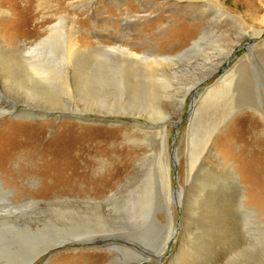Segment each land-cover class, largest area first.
I'll return each mask as SVG.
<instances>
[{"label": "rangeland", "instance_id": "374dc122", "mask_svg": "<svg viewBox=\"0 0 264 264\" xmlns=\"http://www.w3.org/2000/svg\"><path fill=\"white\" fill-rule=\"evenodd\" d=\"M51 28L62 34L50 47L62 48L64 36L84 48L120 41L175 62L145 72L144 61L129 66L121 55L120 85L106 79L108 65L102 72L77 58L60 71L54 60L55 81L32 95V83L16 80L18 68L0 54V264L93 223L114 237L66 244L35 264L152 256L166 237L167 210L169 244L140 264H264V0H0L8 50L29 48ZM225 71L232 82L216 109L206 94ZM89 86L114 92L101 104ZM208 115L219 118L200 141Z\"/></svg>", "mask_w": 264, "mask_h": 264}, {"label": "bare ground", "instance_id": "6f19581e", "mask_svg": "<svg viewBox=\"0 0 264 264\" xmlns=\"http://www.w3.org/2000/svg\"><path fill=\"white\" fill-rule=\"evenodd\" d=\"M58 29H52L51 28L50 33L48 34V36L45 39L39 41L38 43H36L32 46H30L29 48H27L25 46L23 49H17L15 51L8 50L5 47V45L2 43V41L0 40V54L3 55V56L2 55H0V56H2L4 61H6V59H4L5 58L4 56L5 55L9 56V59L14 63L13 65L18 68L17 70H19L20 75H16L17 76V77H15L16 80H22L23 82L32 83V85H31V89L33 90L31 93L32 95L33 94L34 95L39 94L38 89L36 88V86L38 84L53 83L55 81L56 74L48 73V71H50V68L52 66L51 63L54 64V60L56 62L55 64L57 65V66L54 65V67L58 68L60 71L62 69V67L60 65L62 62H65V63L71 62L73 65H76L77 61L75 62L73 60L74 59L79 60L77 58H81L80 61L82 60L84 62V63L82 62V64H80V65L86 64V65L92 66V68L101 69L103 65H105V66L108 65V67H109L108 70H111V71H109V72L105 71L104 72L105 69L102 68V70H103L102 72L105 73V74L104 73L103 74L107 76L106 77L107 80L118 81L120 83V85L125 80V78L123 77V74L125 72L124 71L122 72L120 70L125 69V67H123L122 65H125L126 63L124 64V62H121L119 60L120 59L119 57L124 56L123 58L128 60V62H129L128 64H130L129 66L138 64V62H140V61H144V63L146 65L141 70L145 71V72H148L149 70L156 72L154 69H152V67H149L150 65H152V66L156 65V67H158V66H162L165 63L168 64V63H171L172 61L175 62L174 58H171L168 56L159 57V55H152V58H150L148 54H139V55L134 54L132 49L123 48L121 45H119L121 43L120 41H116L111 46L106 45L102 42H94L91 47L87 46L86 48H84L81 45H79L78 42H75V40H73V39L68 40L64 36V40H63V42H61L62 48L61 47H59L60 49L56 48L57 46L55 44L52 47H50V45L48 46L47 44H49V43L52 44L58 34H59V36L62 34V32L60 33L59 32L60 30H58ZM197 43L198 42H194V45H196ZM54 49L56 51L59 50L58 53H60V51H62V52L59 55H57L58 53H56ZM44 52H45V55L42 56L41 53H44ZM7 62L11 66V62L9 60H7ZM77 63L79 64V62H77ZM76 66H78V65H76ZM80 67H78L77 70H80ZM120 67H123V69ZM226 71L218 79V83L220 85L207 90L206 99H209V97H211L209 100L213 99V101L216 102V109L220 108L222 106L223 101L224 102L226 101L224 99L227 98V96L229 94V85L232 82L233 75L228 74V72H226ZM51 72H53V71H51ZM57 74H58V72H57ZM77 76H78V74L75 77H77ZM86 77H89V74ZM143 77L145 79H148V77H151V79L154 80V75L149 76L147 73H145ZM164 78H166V76H164ZM87 79H89V78H87ZM149 90H151L150 93H152V94L155 91V89H149ZM86 91H87V95L89 94L88 97H90L92 93H95L96 97L94 98V100L100 98V103L103 99H105L104 96L106 94L111 95L112 94L111 92H114V90H111V92L107 93L105 89H97L96 87H95V89H93V86H89ZM75 110L77 111L78 109H75ZM26 111L28 112V109ZM48 112L49 113H51V112L56 113L54 110H51ZM59 113L64 114L61 111ZM77 113H79V112H75L73 114L77 115ZM102 114L106 115L103 112H102ZM81 115H79V117ZM221 116L226 117L227 112L221 113ZM76 117H78V116H76ZM167 118H168L167 115H165L163 118H160V121H161V123L163 122V125H164V122H166L168 120ZM218 118L219 117H217V116L214 118L213 115H208L206 124H201L203 126L202 127L203 128L202 129V132H203L202 135L204 137L200 138V141L203 140L209 132H211L210 130L212 128L210 129V127L212 126V121H214V119L218 120ZM74 131H76V129ZM69 132H71V131L69 130ZM115 134H116V132H115ZM255 139L253 140L254 141L253 143H258L255 145L262 146V145H260L261 142L257 141V139L255 140ZM97 151L103 153V151H101V149L96 150V152ZM194 155H195V153L192 156H194ZM190 159H192V158H190ZM24 161H26V160H24ZM52 161H53V158L50 160V162H52ZM25 165H27V164H25ZM167 176H168V174H167ZM23 177H25V176H23ZM109 178H111V177H109ZM165 180L166 181L164 183V186H166L165 187L166 191L169 192L171 182H169L168 177H167V179L165 178ZM229 186L234 191H236V193L238 195V200L236 201V206L238 208L243 209L244 208V206L242 204L243 196L240 194V192H238V190L241 191V189L232 180H231V184ZM216 193L217 192L215 191L212 196H215ZM167 216H168V218H167L168 219V222H167L168 223L167 224L168 230L166 232V237H162V239L157 242L155 250H152L154 252V254H152V256L141 254L138 257L134 258L135 260L127 259L126 262H123L122 264H140L142 262L149 261V258L158 259V258L162 257L163 252L166 249V246L169 244L168 236L170 235V233L171 234L173 233L172 215H171V212L169 210H167ZM98 225H99V223H93V224L87 225L85 227L79 226L78 227L79 230L77 228H71L70 230L66 231L64 236H62V237L60 236L59 238H57L59 235H56L57 236L56 238L46 240L45 244H43V246L41 247L42 249L43 248H45V249L42 250L40 254L32 252L29 254V256L26 259H24L20 263H18V262L17 263L18 264H35L37 262L38 258H40L42 256L41 254L48 255L49 253L53 252V250H56L57 248L64 246L66 244H72V243L79 242V241H82V242L91 241L92 242L95 238H100L98 236H101V238H105V239L114 237L113 234H110L113 231V229L101 228L99 230H96ZM28 227H29L30 231H34L30 226H28ZM25 230L27 231V229H25ZM36 232H40L39 227L36 228ZM36 247L38 248V245ZM207 263L210 264V262H207ZM211 263H213V262H211Z\"/></svg>", "mask_w": 264, "mask_h": 264}]
</instances>
